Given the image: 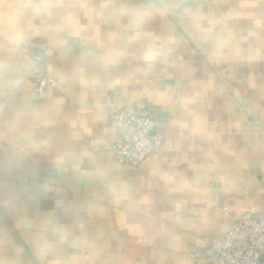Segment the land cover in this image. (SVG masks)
Instances as JSON below:
<instances>
[{"label": "crops", "instance_id": "0c3cea01", "mask_svg": "<svg viewBox=\"0 0 264 264\" xmlns=\"http://www.w3.org/2000/svg\"><path fill=\"white\" fill-rule=\"evenodd\" d=\"M124 106L164 135L138 166L112 147ZM249 210L264 0H0V264H218L207 242Z\"/></svg>", "mask_w": 264, "mask_h": 264}, {"label": "built area", "instance_id": "2783aa9c", "mask_svg": "<svg viewBox=\"0 0 264 264\" xmlns=\"http://www.w3.org/2000/svg\"><path fill=\"white\" fill-rule=\"evenodd\" d=\"M57 85L54 78L40 74L34 78L30 94L35 101L44 102L48 88ZM110 118L116 124L112 147L119 162L138 166L163 150L164 135L152 108L124 106ZM224 210L227 212V205ZM203 256L218 264H264V214L245 212L221 238L207 242Z\"/></svg>", "mask_w": 264, "mask_h": 264}]
</instances>
